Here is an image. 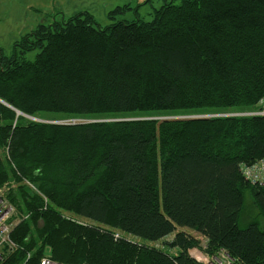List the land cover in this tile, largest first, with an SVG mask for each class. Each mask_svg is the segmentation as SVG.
I'll list each match as a JSON object with an SVG mask.
<instances>
[{
  "label": "trees",
  "instance_id": "obj_1",
  "mask_svg": "<svg viewBox=\"0 0 264 264\" xmlns=\"http://www.w3.org/2000/svg\"><path fill=\"white\" fill-rule=\"evenodd\" d=\"M176 1L39 25L32 62L0 48V190L22 217L3 264H264V185L242 172L264 158V0Z\"/></svg>",
  "mask_w": 264,
  "mask_h": 264
},
{
  "label": "rangeland",
  "instance_id": "obj_2",
  "mask_svg": "<svg viewBox=\"0 0 264 264\" xmlns=\"http://www.w3.org/2000/svg\"><path fill=\"white\" fill-rule=\"evenodd\" d=\"M146 1L147 0H138L137 3H131V9L127 10V11L123 10L121 13L116 14L114 20L109 19L108 13L110 11L115 10L117 7H124L126 5V2L124 0H115L116 3H114V4H113V0H110L109 1V3L111 4L110 5L111 6L110 11H106V13L104 12V8L101 7L100 4H95V6H98L97 8L99 10L92 8L91 11H89V13L93 16L97 25L102 27V28L108 27L112 23H117V22H121V21L131 22V21L137 20L138 18H140L144 21H150L154 17L155 9L160 8L165 3V0H152L151 3H146ZM74 2H78V4L76 6H79L78 8H81L78 10L85 9V7H83L84 4H82V2H83L82 0H76ZM122 2H125V3H122ZM134 2H136V0H134ZM178 2H179V0L176 1V3H178ZM118 4H120V5H118ZM63 6H65V5H63ZM68 7L65 6L64 9H68ZM68 16H69V14H68ZM24 18L25 17H23L22 21L24 20ZM20 19H21L20 13H11V12H7L6 10L0 11V48L3 49L6 56H12L15 53L16 44L14 41L19 35V27H18L19 23L18 22ZM33 20H34V14L30 13L29 16L27 17L26 23H28V25H29L30 22H33ZM46 23H47L46 25H48L49 20H47ZM24 38H26V37H24ZM30 38H31V41L32 40L35 41V39H36L34 36H31ZM18 40H19L20 44L18 45L17 50L19 51L20 60L24 59L26 61H31V62L34 61L36 59L38 53L40 52V48H34L33 50L25 52L24 55H21L20 53H21V50L23 48V45L21 43L23 42V39L21 41H20V39H18ZM225 114L226 113L218 114V116H225ZM255 114H262V113L257 112ZM24 115H25L24 117H26V119H28L29 121H36V122L43 121L46 123L47 122H49V123L56 122V123H63V124H65V123L76 124V123L92 122L91 120H88V119H69V120L54 119V120H49L50 117H54V118L59 117L57 114H52V113L43 114V116H45L46 118L45 117L37 118V117L28 116L26 114H24ZM229 115L242 116V115H246V114H244V113L243 114L232 113ZM177 117H181V116L158 117V119H160V118L161 119H168V118H177ZM152 119H157V118H152ZM112 120H118V119H111V120L109 119V120H105V121H112ZM3 153L5 155L6 150H4ZM13 185H14V183H13ZM3 187H8V184H6ZM13 188L15 189L16 186L14 185ZM13 188H5V191L8 193L9 191H12L10 189H13ZM16 212H17V210H16ZM17 215H18L17 217H20L21 214L19 215L17 213ZM254 216H256L255 210L252 207H250L249 211H246L243 213V216L241 217V220H240L241 225L243 227L247 226L248 223L252 220V218ZM193 235L196 236L195 233H193ZM170 239H171V237L168 238V240H170ZM152 245L156 246L158 248H163V242L154 243Z\"/></svg>",
  "mask_w": 264,
  "mask_h": 264
},
{
  "label": "crops",
  "instance_id": "obj_3",
  "mask_svg": "<svg viewBox=\"0 0 264 264\" xmlns=\"http://www.w3.org/2000/svg\"><path fill=\"white\" fill-rule=\"evenodd\" d=\"M74 1L76 0H0V11L6 10L7 12L20 13L21 15V19L18 22L19 35L14 41L16 44L19 42L18 39L21 41L24 37L33 35L39 25H46L47 20H49L48 25H51L56 22L66 21L82 12L89 13L92 8L99 10L97 8L98 6H95V4H100V6L104 8L105 13L106 11H110L111 7V4L109 3L110 0H82V4H84L83 7H85V9L78 10L81 8H78L79 6H76L78 2ZM124 1L126 2V5H131V3H137L138 0H136V2H134V0ZM114 3H116L115 0H113V4ZM63 5L66 7L69 6L68 9H64L65 6ZM30 13L34 14V20L28 25L26 21ZM23 17L25 18L22 21ZM200 239L204 240L203 237H200Z\"/></svg>",
  "mask_w": 264,
  "mask_h": 264
},
{
  "label": "built area",
  "instance_id": "obj_4",
  "mask_svg": "<svg viewBox=\"0 0 264 264\" xmlns=\"http://www.w3.org/2000/svg\"><path fill=\"white\" fill-rule=\"evenodd\" d=\"M242 172L246 180L252 185H264V158L255 164L244 166ZM32 187L34 188V186ZM6 194L5 189L0 190V264L4 262L5 251L16 248L10 235L22 219V217H17L15 208L9 202ZM189 255L200 264H240L225 249H220L215 253L209 254L202 248L196 247L189 251ZM39 264L66 263H60L50 257H44Z\"/></svg>",
  "mask_w": 264,
  "mask_h": 264
},
{
  "label": "water",
  "instance_id": "obj_5",
  "mask_svg": "<svg viewBox=\"0 0 264 264\" xmlns=\"http://www.w3.org/2000/svg\"><path fill=\"white\" fill-rule=\"evenodd\" d=\"M0 102L1 103H3V104H5V105H7L5 102H3V101H1L0 100ZM17 113H18V115H23V116H25L23 113H21V112H19V111H17ZM218 116V115H217ZM229 116H233V115H229ZM208 117H210V116H208ZM144 119H152V118H144ZM128 120V119H127ZM131 120H134V119H131ZM143 120V119H142ZM38 121V120H37ZM40 122H43V121H40ZM49 123V122H48ZM52 124H59V123H56V122H51Z\"/></svg>",
  "mask_w": 264,
  "mask_h": 264
}]
</instances>
